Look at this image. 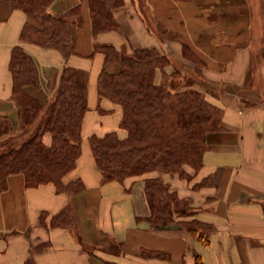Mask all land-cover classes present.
Returning <instances> with one entry per match:
<instances>
[{"label": "crops", "instance_id": "crops-1", "mask_svg": "<svg viewBox=\"0 0 264 264\" xmlns=\"http://www.w3.org/2000/svg\"><path fill=\"white\" fill-rule=\"evenodd\" d=\"M74 6L81 25L73 27L74 51L65 56L21 40L25 22L34 21L0 0V117L16 118L8 63L18 45L36 61L42 84L63 67L76 69L85 106L81 153L64 177L80 179L83 190L57 192L50 182L27 187L22 174L10 175L0 193V264H264V0H122L111 10L117 28L97 35L89 0H53L47 10L60 14ZM96 44L125 54L156 48L168 59L166 74L178 66L196 69L215 88L220 116L190 180L153 171L102 182L89 136L115 131L123 138L126 132L120 106L98 97L104 56ZM161 73H154L155 84ZM154 176L188 201V218L208 226L201 231L205 239L190 235L176 216L150 222L144 180ZM63 209L70 224L52 225Z\"/></svg>", "mask_w": 264, "mask_h": 264}, {"label": "trees", "instance_id": "trees-1", "mask_svg": "<svg viewBox=\"0 0 264 264\" xmlns=\"http://www.w3.org/2000/svg\"><path fill=\"white\" fill-rule=\"evenodd\" d=\"M8 1L13 8L21 9L34 21L25 22L20 33L21 40L58 49L65 56L74 51L72 30L81 25L78 6L60 14H51L47 8L53 0ZM121 2L89 0L93 35L117 28L111 10ZM94 51L104 56V65L97 79L98 97L120 106V127L126 132L123 138L115 131L100 137L94 134L89 136V145L102 182H122L126 177L153 171L178 173L180 178L190 180L192 175L186 167L181 166L182 162L191 164L186 158L179 159L178 165H173L166 156L159 155L152 146H148L155 133L154 122L163 109L162 98L169 91L166 84L158 86L154 82L155 69L162 66L166 55L152 47L125 54L109 44H96ZM184 54L197 66L202 64L186 48ZM108 63H116L117 71L110 72L106 67ZM8 67L12 79L11 96L16 104L15 121L20 131L14 133L12 126L15 122L7 116L0 117V193L7 189V179L13 174H22L27 187L50 182L57 192H81L84 184L80 179L64 181L65 175L75 168L81 153L80 132L85 106L76 69L63 67L58 76L42 84L36 61L19 45L13 47ZM192 71L197 79L205 82L196 69ZM30 89H37L41 97L34 96ZM189 111L181 115L177 122L184 128V133L177 139L180 143L175 142L182 152L193 149V141H205V135L210 130L208 123L212 120L211 115L198 110V106L194 112ZM202 153L203 149L196 162L189 165L193 171L200 168ZM144 183L151 223L157 218L174 220L176 216L179 218L177 223L190 235L205 239L201 231L208 226L188 218L190 207L187 200L177 199L169 191L170 195L163 199L159 194L167 189L168 184L159 176L145 178ZM205 183L203 180L192 186L196 188ZM179 204H182V208ZM51 224L69 225L68 209L54 215Z\"/></svg>", "mask_w": 264, "mask_h": 264}, {"label": "rangeland", "instance_id": "rangeland-1", "mask_svg": "<svg viewBox=\"0 0 264 264\" xmlns=\"http://www.w3.org/2000/svg\"><path fill=\"white\" fill-rule=\"evenodd\" d=\"M166 60H164L165 62L162 64V66L159 65L156 67L155 73L158 69L163 72L161 73L162 77L160 83L157 85L159 86L160 84H166V86L169 87V91L166 92L162 98L163 109L159 111L160 113L154 122L155 133H153L151 136L152 140H150L148 146H152V149L155 150L156 153L158 152L159 155L166 156L169 159V162L173 165H178L177 163L184 158H186V161L192 164L198 159L200 150L203 149L204 151L206 147V141H193L192 143L195 144V147H193V149L189 148L188 152H182V150L179 149L180 145L176 144L179 142L177 139L184 133V128H182L181 125L177 123L178 120L181 118V115L190 112L189 109L194 112L198 106V110L202 109L208 112L212 117V120L208 123V128L210 129L209 131L216 130L217 126L215 121L217 117L220 116L221 109L215 102L214 93H216V90L212 85L197 79L195 73L192 70L189 72L188 69H184L182 66L178 65V68H174L169 74H166L164 71V66H167L168 64V61ZM187 102H189L188 105H186ZM186 117H188V115ZM13 122H15L12 126L14 127L13 132L19 133L20 129L18 128V122ZM45 138L47 137H44V139ZM191 164H184L182 162L181 166L186 167L188 171H191L193 169L189 166ZM160 174H162V172ZM163 174L178 176V173ZM166 187L167 189L161 191L159 194L161 197H163V199L170 195L168 194V191H172L169 185ZM172 193L174 192L172 191ZM180 205L182 206V204H179V207H181Z\"/></svg>", "mask_w": 264, "mask_h": 264}]
</instances>
